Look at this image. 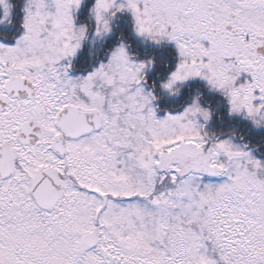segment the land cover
I'll return each mask as SVG.
<instances>
[{"label": "snow or ice", "instance_id": "1", "mask_svg": "<svg viewBox=\"0 0 264 264\" xmlns=\"http://www.w3.org/2000/svg\"><path fill=\"white\" fill-rule=\"evenodd\" d=\"M0 264H264V0H0Z\"/></svg>", "mask_w": 264, "mask_h": 264}]
</instances>
